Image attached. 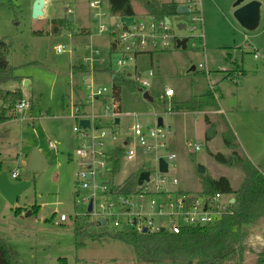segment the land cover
Segmentation results:
<instances>
[{
	"label": "rangeland",
	"instance_id": "rangeland-1",
	"mask_svg": "<svg viewBox=\"0 0 264 264\" xmlns=\"http://www.w3.org/2000/svg\"><path fill=\"white\" fill-rule=\"evenodd\" d=\"M34 1L0 0V38L10 44L8 59L17 77L3 83L2 88L21 91L23 100L28 102L23 111H16L15 117L0 124V169L9 174L16 172L20 179L32 182L15 202L0 192V239L10 250L14 264H57L60 257L67 258L69 264H156L139 261L133 246L121 240L107 237L85 239L84 244H77L76 215L84 224L90 199L94 200L95 209L101 211L102 204L120 201L110 193L113 185H122L141 167L155 169V150L142 147L132 129L142 124L149 135L150 128L158 127L159 117L164 122L160 127L168 133L161 138L164 148L158 152L176 154L170 161L168 178H177L178 183L167 184L173 196L181 190L198 194L202 189L199 166L206 169L203 176L227 175L232 177L233 184L241 183L242 169L237 164H222L210 154L222 152L232 158V151L222 140L226 126L236 136L238 151L264 170V0H257L261 3V17L252 30L243 27L235 17L236 0H192L196 12L187 16L186 29L179 30L172 17L166 30L168 47L163 46L162 37L157 38V47L148 38L138 53L126 55L120 43V19L110 13L109 0H101L98 7L90 6L95 0H46L45 14L40 17L33 15ZM248 1L251 0H245ZM134 6L137 25L142 23L148 30L157 20L138 1H134ZM65 16L74 21L53 31L54 20ZM101 26L107 29L100 31ZM88 29L90 33L84 34ZM161 31L157 28L156 33ZM175 36H189L187 47H177ZM112 43H116L113 49ZM58 46L62 51H58ZM84 58L93 59L87 62L88 71H75L74 65L83 63ZM110 69L130 78L133 84L122 86L121 111L117 116L102 118V129L107 135L102 138L100 150L110 152L129 140L127 148L134 147L137 156L132 160L123 157L115 174L97 165L98 173L87 180L90 185L85 188L84 180L78 176L85 167L76 154L82 142L74 129L75 103H83L79 106L87 113L108 112L106 107L111 101L101 105L90 93L98 87L111 92ZM151 70L153 75H149ZM143 79L150 84L143 86ZM168 86L175 91L172 98L165 94ZM212 90L218 98L220 114L210 108L203 112L170 111L175 101L190 100ZM146 91L151 100L144 97ZM30 100L34 102L32 108ZM2 104L0 98V107ZM205 115L217 129L211 140L205 137ZM116 117L120 118L118 123ZM94 132L100 134L99 129ZM148 137L151 142L155 139ZM195 144H200V148L196 150ZM33 149L45 158L46 166L41 170L33 171L28 166L26 155L30 156ZM147 185L154 188L153 182ZM150 198L146 197L147 209ZM227 198L229 194H224L222 201ZM130 203L136 212L139 200L131 199ZM34 204L40 206L35 215L15 213L16 207ZM62 214L67 216L65 221L60 218ZM89 216L99 219L98 215ZM117 217L122 222L128 220L126 214ZM49 218L51 221L46 220ZM109 218L111 225L107 230L118 229L113 227L114 217ZM248 230L243 264H255L264 252V229L262 234L255 226Z\"/></svg>",
	"mask_w": 264,
	"mask_h": 264
},
{
	"label": "trees",
	"instance_id": "trees-1",
	"mask_svg": "<svg viewBox=\"0 0 264 264\" xmlns=\"http://www.w3.org/2000/svg\"><path fill=\"white\" fill-rule=\"evenodd\" d=\"M134 1L142 4L144 9L156 20H162L177 14V0H109L110 13L119 17L136 15ZM71 22L69 16L54 20L53 31H59L60 27ZM116 43L111 44V49ZM10 44L5 38H0V98L3 102L0 107V123L12 119L16 115V106L23 100L19 90H4L3 83L10 79H17L13 74L8 56ZM136 51L135 53H138ZM75 71H88L87 64L74 65ZM113 76V96L115 110L121 111V89L122 86L132 85L130 78L123 74L116 73L110 69ZM214 90L195 96L190 100L175 101L170 111L172 112H200L207 108L217 109L218 98ZM105 102L109 99L106 97ZM34 102L30 100L32 106ZM208 128L205 132L207 140H211L217 134L214 123L205 115ZM223 143L232 149V158H228L222 152H210L213 158L222 164L234 166L237 164L243 173V180L240 186L234 189L230 179L221 175L218 178L203 176L201 174L202 189L200 195L210 196L216 192L232 194L235 200L229 201L225 212L210 223L204 225L183 226L179 232H173L168 228L163 231H138L135 228H119L114 231L107 230L109 225L103 220H91L89 214L84 224H81L79 215H76L74 230L77 237V244H84L85 239L100 240L111 238L121 240L132 245L136 257L140 261H152L156 264H227L235 261L236 264H243L246 250V238L249 228H253L264 217V172L248 156L238 151L236 136L231 128L222 133ZM126 147L118 145L110 151L109 160L113 161L111 174H115L124 157ZM233 158L234 161H233ZM145 170L141 167L130 174L122 185H113L112 192L128 195L136 193L140 186L138 176ZM40 206L34 204L28 207H16L15 213L31 216L38 213ZM47 221H51L49 218ZM0 264H14L13 257L4 240L0 239ZM57 264H69L67 258L60 257ZM255 264H264V252H262Z\"/></svg>",
	"mask_w": 264,
	"mask_h": 264
},
{
	"label": "built area",
	"instance_id": "built-area-1",
	"mask_svg": "<svg viewBox=\"0 0 264 264\" xmlns=\"http://www.w3.org/2000/svg\"><path fill=\"white\" fill-rule=\"evenodd\" d=\"M189 4V14L196 12V5L192 2V0H188ZM101 5V0H95L90 3V6L98 7ZM71 13L72 10L69 9ZM173 16L170 17L172 19ZM197 16L194 15L193 19H196ZM118 27H120L123 31L121 33L122 40L120 43L124 46L123 53L124 55L129 52L139 51L141 46H144L148 43V38L151 39L154 47H157L158 37H162L165 40L163 41V46L168 47L170 45L169 37L166 30L169 28V24L165 22V19L157 20L152 23L148 30L144 24L137 25L136 20L134 25L127 26L124 21L119 17ZM155 19V18H154ZM156 20V19H155ZM158 23V24H157ZM161 29V33L157 34L156 30ZM107 29L106 26H101L100 31ZM191 30L194 31V26L191 27ZM178 36H175V39ZM202 38V36H198ZM195 45V43H193ZM58 51H62L61 46H58ZM126 57V56H124ZM93 60L92 58H84L83 64H87L88 61ZM119 63H123V61L119 60ZM154 71L151 70L149 75H153ZM86 81H89L86 79ZM143 86H148L150 83L147 79H143ZM91 86V85H90ZM89 87V86H88ZM175 93L174 89L171 86L166 87L165 94L166 96H173ZM90 97L92 99H96L100 102L101 105L108 104L111 101L110 106L107 105L106 109L108 112H95V113H87L82 111L83 104L75 105V111L73 117L76 119L75 131L78 133V136L81 135L82 146L77 149L76 154L82 158L80 164L85 167V169L80 170L78 176L82 178L83 187H89L88 179H92L98 173V166L101 168H106L109 173L113 168V161L109 160L110 152H105L104 150H100L102 148L104 138L107 134L106 131L102 129L101 120L102 118H114L117 116L118 112L115 110V102L113 96V85L110 93H107V89L105 87H98L96 90L92 88V92L90 93ZM108 98L109 101L105 102L104 99ZM28 106V102L26 100H22L17 106L16 111H23L25 107ZM113 111H109V109ZM101 111V109H99ZM81 118H89L91 121L90 127H80L78 125V120ZM100 131V134L94 132V130ZM135 136L138 138L139 143L142 147L146 148L147 151L155 150V169H148L151 171L150 180L145 181L140 186V189L136 193H130L128 195L114 193L110 190V193L113 196L119 197L120 201L109 202L108 204H102L101 209L106 210L99 211L94 207L93 200V209L89 212L90 215H98L99 219H95L91 217V220H106L108 225H111L110 218H113V227L115 228H135L138 231H144L146 228L147 231H158L161 230L162 227L164 229L168 228L173 232H179L183 226L188 225H204L206 223H210L218 218L227 207L226 201L222 202L223 194L220 192H216L210 196L200 195L199 193L196 195H191L188 192H176L173 196L172 192L167 187L169 183H178L177 178L169 179L168 172L163 173L159 170V157H163L169 164L170 170V161L176 157L175 153L170 154H162L158 152L159 148H164L165 141H162L161 138H165L168 130L164 131L160 126L157 128H150L149 135L144 131L142 124H136L133 129ZM92 131V132H90ZM154 137V141L151 142L149 137ZM126 144L122 143L123 146L126 147V152L124 157L129 160L134 159L137 156V151L134 147H128L129 140H126ZM50 147L54 148L55 145L52 141L49 143ZM200 144H195V149H199ZM114 149V148H113ZM112 149V150H113ZM99 157L103 158L99 160ZM109 165V166H108ZM103 176L102 172L100 173ZM155 174V179L152 178V175ZM14 177L18 176V173L14 172ZM149 182H153L154 188H150L147 184ZM150 198L149 209H147L146 197ZM131 199L139 200L138 210L136 212L132 211V205L130 203ZM121 214H126L128 216L127 222H122L117 216ZM116 216V217H115ZM61 220L65 221L67 216L62 214L60 216ZM160 219V220H158Z\"/></svg>",
	"mask_w": 264,
	"mask_h": 264
},
{
	"label": "water",
	"instance_id": "water-1",
	"mask_svg": "<svg viewBox=\"0 0 264 264\" xmlns=\"http://www.w3.org/2000/svg\"><path fill=\"white\" fill-rule=\"evenodd\" d=\"M45 5H46V0L34 1L33 9H32L34 17H40L45 14L44 11ZM234 6H235L234 15L243 27L252 30L259 25L260 17H261V11H260L261 3L259 1L251 0L245 2V0H236ZM188 14H189V4L179 3L177 6V14L173 16V19L177 21V27L179 30L187 28L186 19ZM121 20L124 21V23L127 26L134 25L135 16L134 15L122 16ZM165 22L167 24H170L171 22L170 17H166ZM188 40H189V36L177 37L176 38L177 47L186 48ZM26 83H28V80H26ZM144 97L150 100L152 99L148 91L144 92ZM119 121L120 118L116 117L115 122L118 123ZM78 125L84 128L90 127L91 121L89 118H81L78 120ZM157 125L158 126L164 125L162 117L158 118ZM28 166L33 171L41 170L46 166L45 158L38 149L32 150L28 159ZM159 170L163 173L169 172V164L163 157H159ZM205 171L206 169L204 166L198 167V173L203 174L205 173ZM150 173L151 171L148 169H145L142 172H140L138 176V184L142 185L145 181H149ZM13 174L14 172L12 174H9L8 172L0 171V192L11 202H15L21 196V194L32 185V182L30 180L19 179L17 178L18 176L14 177ZM234 200L235 198H233L231 202H233ZM92 209H93V199H90L88 202L87 211L91 212ZM103 223H106L105 219L103 220ZM163 230L164 227L161 228V231ZM146 231L147 229L145 228L144 232Z\"/></svg>",
	"mask_w": 264,
	"mask_h": 264
},
{
	"label": "crops",
	"instance_id": "crops-1",
	"mask_svg": "<svg viewBox=\"0 0 264 264\" xmlns=\"http://www.w3.org/2000/svg\"><path fill=\"white\" fill-rule=\"evenodd\" d=\"M178 1V0H177ZM187 1L188 0H180V1H178L179 3H187ZM47 2V1H46ZM134 9H135V12H137V10H136V7L134 6ZM72 17H70V19H71ZM71 21H74V19L72 18L71 19ZM87 33H84V34H89L90 33V31H89V29L86 31ZM96 71V70H95ZM112 78H113V76H112ZM112 82H113V79H112ZM113 85V84H112ZM12 90H17V89H12ZM174 95H175V93H174ZM174 95L173 96H167V97H170V98H172V97H174ZM2 101V100H1ZM79 105V104H83V103H79V102H76L75 103V105ZM2 106V105H1ZM34 106V104L32 103V106H31V108ZM214 111H215V113H218V114H220L221 113V108H220V106L217 108V109H213ZM190 111H186V112H184V113H189ZM191 112H193V111H191ZM200 112H203V111H200ZM32 117V115L30 116V118ZM33 118V117H32ZM215 118L217 119V115L215 116ZM210 119V118H209ZM10 120V119H9ZM214 121V120H213ZM1 124V123H0ZM207 124V123H206ZM215 125V124H214ZM207 126H208V124H207ZM216 126V125H215ZM226 129H227V126H226ZM225 129V130H226ZM224 130V131H225ZM223 140V139H222ZM126 142L127 141H125V143L124 144H126ZM224 144V143H223ZM225 146V145H224ZM226 147V146H225ZM228 148V147H227ZM228 149H230V148H228ZM238 149V148H237ZM231 151H232V149H230ZM26 159L28 160L29 159V155H26ZM254 162V161H253ZM256 165H258L256 162H254ZM0 166L2 167V164H0ZM259 166V165H258ZM259 168L261 169V167L259 166ZM261 170H263V169H261ZM0 171H2V169H0ZM263 172H264V170H263ZM221 176V175H220ZM225 176H227V175H225ZM243 176H244V173H243V171H242V173L240 172V178H243ZM212 177H214V178H218L219 176H212ZM228 177V176H227ZM17 178H19V176L17 177ZM229 179H230V181H231V185H232V187L234 188V189H236V188H238L239 186H240V184H238V183H236V184H233V182H232V177H228ZM20 179V178H19ZM243 180V179H242ZM201 182V181H200ZM238 182V181H237ZM242 182V181H241ZM202 186V185H201ZM200 191H201V189H199V191H197L198 193H200ZM179 192H187V191H185V190H181V191H179ZM223 196H224V194H223ZM223 196H222V200H223ZM234 197L232 196V194H229V198H227V200L226 201H232V199H233ZM225 201V202H226ZM223 202V201H222ZM224 202V203H225ZM21 215H25V212H22V214ZM46 220H48V219H46ZM262 229H264V217H262L261 219H259V221H258V223L255 225V230L258 232V234H260L261 233V230ZM262 234V233H261Z\"/></svg>",
	"mask_w": 264,
	"mask_h": 264
}]
</instances>
